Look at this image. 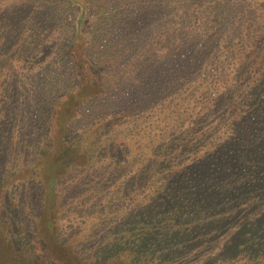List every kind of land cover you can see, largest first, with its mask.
<instances>
[{
  "label": "trees",
  "instance_id": "16d2710c",
  "mask_svg": "<svg viewBox=\"0 0 264 264\" xmlns=\"http://www.w3.org/2000/svg\"><path fill=\"white\" fill-rule=\"evenodd\" d=\"M54 13L65 82L38 69L24 90L2 62L30 64ZM0 39V238L17 264H64L61 249L74 264H264V0L17 1ZM85 71L98 91L59 137Z\"/></svg>",
  "mask_w": 264,
  "mask_h": 264
},
{
  "label": "rangeland",
  "instance_id": "374dc122",
  "mask_svg": "<svg viewBox=\"0 0 264 264\" xmlns=\"http://www.w3.org/2000/svg\"><path fill=\"white\" fill-rule=\"evenodd\" d=\"M17 1L18 3H22V1L24 0H0V18H2L3 15H7L10 10V7L14 6L15 2ZM65 19L67 23L73 24L76 20V16L74 15V13H69ZM59 21L60 19L58 16H56L55 13L48 20V23L46 24L47 31L45 35H41L40 37L41 38L40 40L44 42V46L41 48L37 46L30 47L36 50L35 55L33 54L29 55L28 54L29 47L25 46V53L31 60L30 64H26L27 61L26 63H20L21 57H18L17 59L14 57H8V59H5L2 62L5 68H7L5 70L6 74H9V75L10 73L12 75L19 74V76L24 74V78L21 81L22 86H24V90L29 88V85L31 83V80L28 78V75L30 76L33 70L36 71L38 69L41 71L47 72L45 73V75L48 74V76L43 77L44 78L43 86H46V88L50 87L52 85L51 81L60 82L58 86H61V83H62L61 78H63L61 77V71L65 69L64 67L65 64L63 62L57 63L53 59L54 67L51 65L52 56L54 58V55L56 54V46L54 47V44L57 42V39L60 38L61 32H62ZM4 23L7 26L6 29H8L9 31L11 28L10 23L7 21H4ZM61 25H63V23H61ZM6 34L7 33H5V36ZM33 38L37 39L36 37H33ZM2 43H3V40L0 39V44ZM38 43H40V41H38ZM17 47L18 46H15V49ZM8 50H14V48H9ZM9 55L11 54L9 53ZM85 66L88 67V65H85ZM19 67H22L23 69ZM11 69L12 71L13 70H17V71L12 72ZM58 75L59 77L57 78ZM62 80L63 82H65L64 78ZM9 82H12L11 79H9ZM97 91H98L97 77L85 71L83 81H81L77 92L74 95L63 97L60 100V103L57 107L55 130L59 137H60V134L62 133L64 125L66 124L67 120L70 117H72L75 109L80 104V102L84 98L95 94ZM59 137L55 139V146H54L53 152L50 155H48L44 161L45 171L43 175L45 177L46 183H49L51 178L55 175V173H53V170L52 169L50 170V167H52L58 155V148L60 147ZM45 215H46L45 225L48 223L52 224L53 221L57 219V213H55V210L52 204L50 205V210H47ZM58 254H59V259L64 264H74L76 262V257L73 255L70 249H61L58 251ZM0 264H17L16 260L12 258L10 247L7 244H5L4 240L1 238H0Z\"/></svg>",
  "mask_w": 264,
  "mask_h": 264
}]
</instances>
